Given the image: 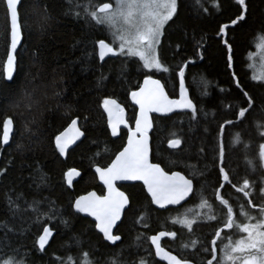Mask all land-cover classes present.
Masks as SVG:
<instances>
[{
	"label": "trees",
	"instance_id": "obj_1",
	"mask_svg": "<svg viewBox=\"0 0 264 264\" xmlns=\"http://www.w3.org/2000/svg\"><path fill=\"white\" fill-rule=\"evenodd\" d=\"M111 1L21 0L23 40L15 75L6 83L3 66L9 23L0 0V140L4 120L10 119L14 128L8 146L0 143V264L9 258L22 259L24 264H68L69 257L71 264H161L150 237L162 231L175 234L162 247L181 260L207 264L215 247L213 264H223L226 255L231 259L236 255L226 246L244 236L236 225H249L250 220L256 224L264 206L259 192L264 186L259 158V145L264 143L260 135L264 131V83L256 81L249 68V57L264 36V0H245L246 18L236 25L231 24L239 9L235 0H177V13L165 26L157 47L168 72L146 70L140 60L124 54L100 61L94 44L98 38L111 42V31L108 25L91 21L85 9L90 12L99 3ZM222 25H227L224 33L219 31ZM179 67H185L186 92L197 111L195 116L191 112L154 116L151 157L169 174L178 171L190 178L193 195L179 209L157 211L142 186L121 187L131 196L132 210L124 213L117 228L120 242L110 246L88 219L69 215L78 196L91 191L104 195L93 169L107 166L126 141L124 131L117 139L111 137L103 101L114 99L126 111L132 128L136 109L130 92L137 90L145 75H151L164 85L170 99H177ZM241 89L253 104L236 122L234 113L241 106L248 107ZM71 119H77L83 138L62 159L54 137ZM225 119L234 123L225 125L218 138L219 125ZM173 138L181 139L175 150L166 146ZM218 142L225 149L223 163ZM220 167H225L230 182L219 177ZM71 170L79 172V178L69 188L65 176ZM244 179L250 181L246 191L258 208L252 217L243 193L236 191ZM218 196L233 210L231 228H224L227 210ZM9 200L19 209L9 205ZM192 214L191 228L179 223L180 217ZM61 218L70 226L60 223ZM44 226L54 234L41 251L35 242ZM214 238L216 244L212 245Z\"/></svg>",
	"mask_w": 264,
	"mask_h": 264
},
{
	"label": "snow or ice",
	"instance_id": "obj_2",
	"mask_svg": "<svg viewBox=\"0 0 264 264\" xmlns=\"http://www.w3.org/2000/svg\"><path fill=\"white\" fill-rule=\"evenodd\" d=\"M3 3L6 6V14L10 26V48L7 53L4 77L11 80L12 69L15 64L14 52L21 40L18 7L20 0H3ZM235 3L239 5V9L236 18L231 20L232 25H236L239 21H243L246 18L245 0H235ZM85 11L90 16L91 21H94L97 25L106 24L109 27H114L115 22L120 18L125 24L130 25L134 29L127 37L119 32L111 33V42H106L107 38H98L94 44V49H98V56L101 61L109 54L113 56L118 54L123 55L126 51L128 56L138 57L144 69L150 71L152 69L164 72L169 71V68L162 66L155 46L160 43L162 27L177 13V0H115V7H113L111 2H101L94 6L92 11L88 12L87 8ZM137 15L139 16V22H136L134 19ZM226 27L227 25H222L219 28L220 33H224ZM116 42H119L118 51L113 46ZM229 66L231 65L229 64ZM176 75L179 80V99H170L165 92L164 85H162L159 79H153L151 75H145L143 83L138 84L137 90L130 92L133 104L138 107V113L135 116V128L129 130L126 144L122 145L121 149L115 153L114 159L107 166H96L94 168V172L104 185L107 194L97 196L95 192H89L87 195L76 198L74 203L70 205L69 215L84 214L87 217H91L95 222V229L110 244H115L121 239L120 235L113 232V228L117 225L118 221H121L122 211L126 209V206L128 211L132 210L131 196L119 190L116 186V181L142 182L148 196L151 197V203L160 209H165L169 205H179L181 201H184L193 192V181L190 178H185L178 171L169 174L158 163L149 161L148 132L152 127L149 114L159 113L162 116H166L173 112L174 109H187L195 116L197 111L195 104L188 98L186 93L185 67H179ZM236 87L239 89L241 86L237 83ZM241 91L243 92L242 89ZM243 96L246 99L248 107L241 106L239 111L234 113L236 122L245 117L253 104V100L247 92H243ZM103 108L109 117L108 127L111 130L112 136L115 137L118 135L119 126L125 123L121 115L122 110L115 100L108 98L104 99ZM11 123L10 119L4 120L3 137L0 143H8L9 126ZM233 123V119H225L219 125L218 138L222 137L225 125H232ZM76 125L77 119H71L68 129L55 135V147L60 155H63L65 152L69 132L73 133V137L82 135L79 129L76 128ZM125 126L127 127V124ZM260 135L264 136V131H261ZM180 145L181 139L179 138L169 139L167 142V146L170 149H177ZM224 151L222 142H218V157L221 163L224 160ZM259 158L261 163L264 164V143L259 145ZM77 174L72 171L66 173L69 186L72 183L71 177ZM219 177L224 182H230V177L225 167L219 168ZM43 180L44 177L41 176L40 181L43 182ZM247 189H250V181L244 179L243 186L237 187L236 191L242 192L244 197L247 198L250 195V192L246 191ZM259 192L261 196H264V186L260 187ZM217 198L227 208V221L224 223V228H231L233 225V210L228 206L227 200L221 199L219 196ZM35 203L38 202H33V204ZM248 204L252 206V200H249ZM9 205L17 210L19 209V205L14 204L12 200H9ZM32 206V204H29L30 208ZM10 210L12 209L10 208ZM260 213L264 216V206L260 207ZM13 214L15 215V212ZM241 214L247 215L244 212ZM51 215L55 216L54 213ZM60 223L66 227L70 226L69 222L63 218L60 219ZM180 223L191 228L194 221L184 219ZM236 227L241 232H246L248 239L247 241H237L236 247L231 249L232 252L255 249L260 254L259 257L251 255L245 260L244 264H264V232L259 231L260 228H264V219L258 224H237ZM9 231H11L10 228ZM254 231L256 232V236L253 235ZM165 235V232H160L158 235L150 237L151 243L156 247L158 255L161 251L158 241ZM167 235H174V233H167ZM215 235L219 237L220 230H217ZM52 236L53 229L44 226L42 233L38 235L35 242L38 249L43 251ZM192 243L195 245L196 241H192ZM211 244H216L215 238L211 240ZM83 255L87 257L88 254L84 253ZM211 256L212 259H209L207 264H213V260H216L215 247L211 249ZM164 257L168 260V264H188V261L178 259L176 256L169 255L168 253H164ZM225 258L231 259L232 257L226 255ZM71 260L72 258L69 257L68 264H71ZM2 264H24V262L22 259L15 261L9 258L4 260ZM141 264H144V262L141 261ZM217 264H222V261H218Z\"/></svg>",
	"mask_w": 264,
	"mask_h": 264
},
{
	"label": "water",
	"instance_id": "obj_3",
	"mask_svg": "<svg viewBox=\"0 0 264 264\" xmlns=\"http://www.w3.org/2000/svg\"><path fill=\"white\" fill-rule=\"evenodd\" d=\"M20 3H21V0H20ZM19 6H20V4H19ZM19 6H18V7H19ZM5 7H6V6H5ZM19 19H20V18H19ZM8 23H9V21H8ZM20 27H21V25H20ZM22 40H23V36H22V30H21V40H20V43L17 45L16 51L14 52L15 64H14V67H13V69H12V78H11V80H8V79H5V77H4V80H5L6 83H10V82L12 81L14 75H15V71H16V55H17V52H18L19 48H20L21 45H22ZM9 48H10V26H9ZM9 48H8V50H9ZM110 57H114V56L111 55V54H109V55L105 56V59L110 58ZM105 59H104V60H105ZM104 60H103V61H104ZM100 61H101V60H100ZM6 62H7V56H6V59H5V62H4V66H3V75H4V69H5V64H6ZM101 62H102V61H101ZM152 78H153V79H156V78H154V77H152ZM142 83H143V81H142ZM142 83H141V84H142ZM165 92H166V91H165ZM186 93H187V92H186ZM187 95H188V94H187ZM179 98H180V94H179V97H178L177 99H179ZM188 98H189V96H188ZM113 100H114V99H113ZM131 102H132V99H131ZM116 103H117V102H116ZM117 104H118V103H117ZM132 104H133V102H132ZM118 105H119V104H118ZM133 106H134V108L136 109V115H137V113H138V107H137L135 104H133ZM119 107H120V109L122 110L121 115H122V119H123V121H124L125 123H122V124L119 126V129H118V135L115 136V137L112 136V134H111V130H110L109 127H108V131H109V133H110V135H111V137H112L113 139H117V138H119L121 131L126 132L127 135H128L129 130L135 128V121H134L133 126H132V128H131V125H130L129 122L127 121V116H128V115H127L126 111L123 110L122 107H121L120 105H119ZM103 113H104V116H105V118H106V122H107V126H108V120H109V117H108V114L104 111V108H103ZM183 113H190V111L187 110V109H174L173 112L167 114L166 116H162V115L159 114V113H150V114H149V117H150V119H151V121H152V118H153L154 116L169 117V116H172V115H175V114H183ZM136 115H135V116H136ZM125 124H127V127L125 126ZM76 128L79 129L78 121H77ZM13 129H14V128H13V124L11 123V125L9 126V141H8L7 144L2 143L3 146H8V144L10 143V140H11V137H12V135H13V131H14ZM66 129H68V127H67ZM66 129H65V130H66ZM65 130H64V131H65ZM152 130H153V122H152V127L149 129V132H148V138H149V161H150V162H152V157H151V154H152V152H151V133H152ZM3 131H4V125L2 124V137H3ZM64 131H63V132H64ZM79 131L81 132L80 129H79ZM61 133H62V132H61ZM81 133H82V132H81ZM82 138H83V133H82V135H80L79 137H73V133H72V132H69V133H68V143H67V146H66V148H65V152H64V154H63V155H60V153H59L58 150L56 149L57 152H58V154L60 155V157H61L62 159H65L67 153H68L70 150H72V149H73V148H74V147H75V146H76V145L82 140ZM126 142H127V137H126L125 144H126ZM54 144H55V143H54ZM166 146H167V144H166ZM55 148H56V147H55ZM167 148H168V146H167ZM168 149H170V148H168ZM171 150H175V149H171ZM152 163H153V162H152ZM261 166H262V169H263V172H264V164L261 163ZM71 171H72V172H75V173H78V174H77V175H73V176L71 177V182H72V183H71V186L68 185V183H67V179H66V176H65L66 183H67V186H68L69 188H72L73 184H74V183L78 180V178H79V172H77L76 170H71ZM93 174H94L95 177H96V180H97L98 185L104 190V195H106V194H107L106 189L104 188V185L101 183V181L99 180V178L96 176V174H95V172H94V169H93ZM180 174L183 175L182 173H180ZM185 178H187V177H185ZM115 183H116V186L118 187L119 190H121V187L131 186V185H140V186H142L143 189H144V186H143L142 182H140V181H136V182L116 181ZM121 191H122V190H121ZM144 191H145V193H146L148 199L151 201V197L148 196V194H147V192H146L145 189H144ZM91 192H94V191H91ZM193 192H194V184H193ZM193 192H191V193L189 194V196L185 198L184 201H181V203H180L179 205H169V206H167L165 209H160V208H158L156 205H153L152 203H151V204H152V207H153L155 210H157V211H166V210H170V209H179V208H181L182 206H184L185 204H187V203L190 201V199H191V197H192V195H193ZM88 193H89V192H88ZM88 193H85V194H82V195H87ZM95 194H96L97 196H100V195H98L96 192H95ZM82 195H80V196H82ZM78 197H79V196H78ZM78 197H77V198H78ZM126 211H127V206H126V209H125L124 211H122V214H121V221H122L123 216H124V213H125ZM80 215H82L84 218L88 219L91 223L95 224L94 220H93L91 217H87V216H85L84 214H80ZM121 221H118V222H117V225L114 226V228H113V232H114L115 234H116V232H117V228L119 227ZM95 231H96L97 234L103 239V235H102L101 233H99L96 229H95ZM162 232H164V231H162ZM159 233H160V232H158V233L155 234V235H158ZM165 233H166V235L163 236V237H161L160 240L158 241V243L160 244V248H161V251H160V254H159V255L157 254L156 247L151 243V240H150V245H151V247H152V250H153L154 256H155L156 260H157L159 263H161V264H168V260L164 257V253H168L169 255L176 256V255L173 254L172 252H170V251H168V250H166V249H164V248L162 247V242H163L164 240H166V239L173 240V239L175 238V234H174V235H167V232H165ZM53 234H54V233H53ZM52 237H53V236H52ZM52 237L49 239V242H50V240L52 239ZM103 241H104L106 244L110 245V246H114V245H116V244H118V243L120 242V240H119V241H117L115 244H110L109 242L105 241L104 239H103ZM49 242H48V244H49ZM48 244H47V245H48ZM47 245L45 246V248L47 247ZM176 257H177V256H176ZM177 258L180 259L179 257H177ZM188 264H192V263L188 262Z\"/></svg>",
	"mask_w": 264,
	"mask_h": 264
},
{
	"label": "rangeland",
	"instance_id": "obj_4",
	"mask_svg": "<svg viewBox=\"0 0 264 264\" xmlns=\"http://www.w3.org/2000/svg\"><path fill=\"white\" fill-rule=\"evenodd\" d=\"M112 2V4H113V7H115V0H112L111 1ZM175 16V15H174ZM173 16V17H174ZM134 19H135V21L136 22H139V16L137 15L136 17H134ZM173 19V18H172ZM171 19V20H172ZM170 21V20H169ZM169 21H167L165 24H164V26L162 27V29H161V36H160V41H161V37H162V34H163V30H164V28H165V26L168 24V22ZM110 28V31H111V33H113V32H119L120 34H122V35H124V36H129L133 31H134V29H132L131 27H130V25H127V24H125L124 22H123V20L122 19H120V18H118L117 19V21L115 22V26L114 27H109ZM160 44V43H159ZM115 48H116V50L118 51V49H119V42H116V44L115 45H113ZM159 45H156L155 46V48H156V53H157V47H158ZM119 55V54H118ZM124 55H127V53H126V51H125V53H124ZM117 56V55H116ZM132 57H135V56H132ZM135 58H137L138 60H139V58L138 57H135ZM141 62V61H140ZM142 63V62H141ZM249 68H250V70H251V73H252V75H253V77H254V79L256 80V81H259V82H261V83H264V36L259 40V42H258V44L256 45V49H255V51L250 55V57H249ZM146 70H148V69H146ZM152 70H156V69H152ZM151 70V71H152ZM150 71V70H149ZM158 71H161V70H158ZM199 211H200V209H199ZM195 215H193L192 214V216L189 218H182V217H180V219H178L179 220V223H180V221L181 220H184V219H187V220H192L193 221V217H194ZM262 219H264V216H261V219L260 220H258L257 222H256V224H258ZM181 225H183V226H185L184 224H182V223H180ZM187 227V226H186ZM259 231H262V232H264V228H260L259 229ZM244 234V236L242 237V238H240V239H238L237 241H239V240H245V241H247V239H248V234L246 233V232H243ZM253 235L254 236H256V232L254 231L253 232ZM236 241V242H237ZM236 242L234 243V244H232V245H229L226 249L228 250V252H230V253H235L236 255L233 257V259H225L224 261H223V264H234L238 259H239V261H238V263L239 264H244V262H245V260L249 257V256H251V255H257L258 257H259V253H257L256 251H255V249H251V250H245V251H237V252H232V248H234V247H236Z\"/></svg>",
	"mask_w": 264,
	"mask_h": 264
},
{
	"label": "flooded vegetation",
	"instance_id": "obj_5",
	"mask_svg": "<svg viewBox=\"0 0 264 264\" xmlns=\"http://www.w3.org/2000/svg\"><path fill=\"white\" fill-rule=\"evenodd\" d=\"M261 168H262V166H261ZM261 170H262V172H263V169H261ZM239 193H241V192H239ZM251 194H252V191H251ZM244 199H245L246 202H248L249 200H252V202H253L252 206H249V204H248L249 209H250V216L252 217L254 213L256 214V211H258V208H257L256 205L254 204L253 198H251V197H249V198H248V197L245 198V197H244ZM224 208H225V207H224ZM226 210H227V208H226ZM249 225H253L252 222H251V220H250Z\"/></svg>",
	"mask_w": 264,
	"mask_h": 264
}]
</instances>
